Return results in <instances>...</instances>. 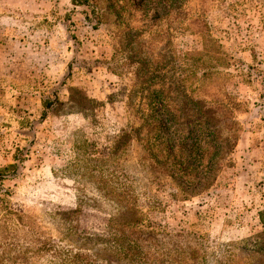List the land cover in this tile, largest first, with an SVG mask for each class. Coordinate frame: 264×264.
<instances>
[{"label": "rangeland", "instance_id": "obj_1", "mask_svg": "<svg viewBox=\"0 0 264 264\" xmlns=\"http://www.w3.org/2000/svg\"><path fill=\"white\" fill-rule=\"evenodd\" d=\"M95 1L0 0V264H264V0Z\"/></svg>", "mask_w": 264, "mask_h": 264}, {"label": "trees", "instance_id": "obj_2", "mask_svg": "<svg viewBox=\"0 0 264 264\" xmlns=\"http://www.w3.org/2000/svg\"><path fill=\"white\" fill-rule=\"evenodd\" d=\"M72 3L75 7L86 8V11H84V14L87 16V19L88 20L93 19V22L96 23L95 28L99 27L101 23V15L97 9L95 0H72ZM75 38L76 37H73V39ZM70 69L71 67L69 66V70ZM69 77L70 76H68V78ZM65 84H66V80L62 82V85H65ZM57 103H58L57 95L54 92H52V95L49 94L48 96H44L42 99V106L44 108V112L42 113L43 117H41V119L47 117L49 111H51L57 105ZM24 123L26 126L23 127ZM34 123L35 121H31L30 119H26L25 122H22V121L20 122L21 127L25 129H29V131L31 132L30 136H32V134L35 133ZM38 123H41V121ZM146 126H147L148 132L151 134V139L158 138V132L161 131L162 127L156 124H148ZM133 131L134 129H132L130 132H128V130L124 131V135L128 137V135L132 136L134 133L136 134V131L135 132ZM167 148H168V145H167ZM163 150L164 151L168 150V149L165 150L164 144L162 145V147H160L155 142L154 143L150 142V145L144 147L145 153L140 154V155L142 157V160L143 158L144 160H154L155 154L160 153ZM174 153H177V151H175L174 148H172L170 156H172ZM28 156H29V150L27 148H22L21 146H19V144H17L16 150L13 154V162L6 165L5 167L0 168V205L5 208L9 207V197L11 196L10 189L6 187V182L12 181L19 177L23 163L26 161V158ZM94 161L97 162L98 165L94 166L93 164H89L87 162L86 174L88 173L89 176L93 177V175L96 174V172L100 173L99 177L97 178L98 181H97L96 189L100 191L101 193H103L105 197H112L116 199L117 200L116 202L118 203L119 207L122 210L132 213L133 216H135V214H139L140 212L139 209L137 208L135 203L131 202V200L133 199H130V200L128 199L129 193L126 192L127 190L125 189L124 185L123 186L118 185L117 178L115 177V173H114L115 169L111 170V167H107L105 171V168L102 167L101 165L102 159L98 158V159H95ZM75 167H80L78 162L75 165ZM109 170H111V172ZM182 173L183 171L180 172L179 174L181 175ZM261 223L263 227V231L261 232V235H262V239L264 242V213H262L261 215ZM133 226H135V228L138 230H140L141 228V226L136 225V222H134ZM134 255L136 254H133V256ZM140 255H141V252L138 251L137 256H140ZM85 264H90V262L89 263L87 262ZM176 264H189V260L183 261L182 259H177Z\"/></svg>", "mask_w": 264, "mask_h": 264}]
</instances>
